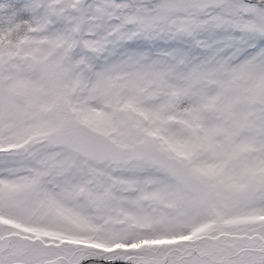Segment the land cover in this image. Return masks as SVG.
Masks as SVG:
<instances>
[{"label": "snow or ice", "instance_id": "6c2138e0", "mask_svg": "<svg viewBox=\"0 0 264 264\" xmlns=\"http://www.w3.org/2000/svg\"><path fill=\"white\" fill-rule=\"evenodd\" d=\"M0 264H264V0H0Z\"/></svg>", "mask_w": 264, "mask_h": 264}]
</instances>
